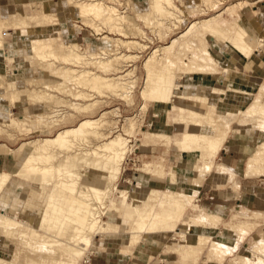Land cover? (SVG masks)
Instances as JSON below:
<instances>
[{
	"label": "rangeland",
	"instance_id": "374dc122",
	"mask_svg": "<svg viewBox=\"0 0 264 264\" xmlns=\"http://www.w3.org/2000/svg\"><path fill=\"white\" fill-rule=\"evenodd\" d=\"M40 1L26 2L23 7L19 6L17 10L8 12V15H0V19L22 18L28 23L25 29H9L4 31L2 36L0 122L8 119L9 111L15 117L29 116L36 119L38 115L44 121V123L40 122L41 125L38 127L32 126L33 129L22 131L13 127H4L0 123V173L17 172L24 158L31 152L33 141L51 138L58 131L74 127L86 118L101 117L105 124L100 130L102 136L90 138L89 143L82 145L80 149H93L117 134H122L127 139L128 149L118 177L107 181L105 198L102 202H94L95 211L99 214L101 221L98 227H102L97 229L92 242L87 246L82 243L78 244L76 247L78 252L73 256L74 258L69 259L59 252L56 255L59 258L51 259L50 264L71 262L72 264H96V262L99 264H245L244 259L250 263L264 264V251L260 249L264 247V208L259 210L244 208V206L230 208L231 205H228L229 208L218 210L214 205L208 204L213 200L206 196L217 197L218 202L223 201V198L229 199L227 202L236 200L239 194L234 189L238 188L237 172L232 168V171L226 169V165L216 163L220 162L218 157L220 151L212 158L201 142V145L197 147L183 146L180 142L187 122L194 117L199 119L210 134H222V136L224 134L223 145L227 138L229 140L244 139L246 140L244 141L246 151L244 172L247 169L248 158L254 153L256 146L264 142L262 123L257 119L247 121L242 114L247 115L245 106L255 100L260 88L264 87V0H172L176 8L170 10L173 13L171 16L154 12L150 4L148 5V0H96L104 3L105 6L115 7L117 9L115 13H119V16L121 14L126 16L125 19L129 18L126 25L117 18V15H112L114 19L108 22L94 18L93 15H81L79 9L71 4L72 0ZM245 1L254 2V5L249 4L248 7L243 8L235 6L225 10L228 6ZM43 14L47 15L46 18H42ZM216 15H219L216 19L218 23L216 22V25L213 23L211 26L221 30L218 32L221 33V38L219 34L214 38V35L208 32L204 33L205 35L200 34L203 36L200 38L198 32H195L197 28L188 29L193 22ZM115 19L118 20L115 21ZM242 26L248 31L249 38L253 40L251 45L256 49L250 56L257 73L254 71L255 74H250L256 78L234 79L233 71H230L234 69V61L230 58L232 54L244 59L245 57L235 51L226 41L227 38L234 36L233 33L241 30ZM129 29H131V34L128 33ZM135 29H141L143 36L138 35L137 32L134 33ZM122 30L127 31L124 32L127 33L126 36L124 33L122 35ZM187 30L189 32L185 34ZM183 33L184 36H182ZM223 36L228 37L224 39ZM45 37L50 38L53 53L44 58L34 56L29 51V41L34 38V40H41ZM119 39L136 40L145 46L139 49L137 45L133 48L120 43L115 45ZM222 39L224 40L221 41ZM60 41L77 43L79 58L82 59L71 62L72 58L68 57L66 49L59 46ZM259 44L262 45L259 46ZM205 47L215 60L206 53ZM202 48L205 49L202 50ZM155 49L156 53H153ZM99 50H107V54H101L102 61L110 60L107 67L109 70L104 72V69L97 68L91 62L93 59L91 55L100 52ZM205 54L206 59L211 58V61L203 60L205 57H202ZM116 55L123 57L114 60ZM149 57L155 62L154 66L157 67L154 69H158L157 71L163 70L161 63L166 61L167 67L171 64L169 68H173L172 70L176 72L174 82L179 84V89L175 90L177 96L169 97L166 106L148 102L149 100L141 95L147 79L145 62ZM82 60L86 63L89 61L91 64L85 66ZM194 60L197 64L200 60L209 63L218 60L219 63L215 62L214 65L205 66L208 62L203 64L200 62L205 68L200 67L201 64L198 66L202 68L201 70L207 69L206 74L183 73L181 64L187 63L194 66ZM209 65L213 68L209 69ZM112 67L115 70H112ZM68 69L75 73L89 70L92 74L111 78L125 85L128 84L127 87L130 86L125 93L122 92L125 96L121 95V91L107 89V87L92 89L81 83H75L69 75L65 76L64 72ZM257 70L262 72L260 78H257ZM212 72L214 74H210ZM216 78L224 81L223 84H227L228 88L242 83L245 91L240 94L241 90L233 88L239 92L227 91L225 95H222L226 98L219 101L218 98H214L217 96L211 93L212 87L206 86L221 84ZM232 79L236 81L231 82ZM72 93H79L81 96L77 97ZM199 95H203L201 97L203 99L198 98ZM210 96H214L212 97L214 103L209 102ZM201 100H205V103L202 104ZM73 105L76 107L73 108ZM209 105L212 108L207 107ZM81 107L83 108L79 109ZM233 107L237 110L240 107L242 110L234 111L236 108ZM193 108H196L198 113ZM231 109L235 117L231 112L229 114ZM224 111L228 112L229 116ZM256 114L260 116L261 113ZM191 115H194L192 119H190ZM226 115L227 119L224 118ZM47 116H51L56 123H50ZM260 117L264 118V114ZM207 118L210 120L208 121ZM212 120L216 122L219 120L216 124L219 131L215 129V121L212 123L214 125L210 123ZM223 120H228V122L225 123ZM46 121L49 123L47 124ZM61 155L64 153L57 154L55 160H52L55 166L58 165L57 161ZM257 167L260 169L257 168L255 173L254 171L245 172V176L264 178V152ZM84 170L80 175L81 180L97 182L98 172L88 168ZM27 172L24 170L21 177L11 176L8 186H5L0 194V216L3 213L7 214L20 224L14 227L15 233L12 235L0 229V264H48L46 261L49 260L46 259L43 251L52 249L50 246L47 247V244L37 245V243H44V238L33 239V231L55 239L59 243H67L62 236L50 232L49 229L46 230L43 228L45 226L39 223L42 218L47 219L43 210L47 202V193L55 182V175L46 176L50 184H43L33 181L31 178L33 176H27ZM217 174L222 175L224 181L229 182L230 185L209 187L206 190L205 186L208 184L210 175L216 178ZM205 178L207 181L201 186ZM171 193L175 194V198L178 195L180 199L182 195H185L184 199L187 195L189 199L192 198L191 201L187 200L189 202L187 204V201H184V209L180 214L178 213L180 217L177 215L178 208H175V203L172 202L174 199ZM170 195H172V201L169 200ZM126 196L128 198H125ZM231 197L234 199H230ZM161 201L164 203L161 204ZM168 206H172L170 209L173 208V213L176 211L175 214L177 218L179 217L174 219V221L177 220L176 222H171L175 223L173 228L171 223H169L170 228L160 223L155 229H150V231L154 230V233H149L147 227L141 232H132L141 211L145 212L152 208L153 214H157L162 213L164 207L169 209ZM205 211L215 214L218 217L216 221L202 219L200 213H206ZM193 224L195 225L192 226ZM238 226H243L244 231L236 232L235 228ZM21 227L23 230L26 229L25 233L31 236L24 234L22 238V234L18 233ZM232 227L235 228L231 230ZM30 230H32L31 233ZM196 234H203L200 236L208 239L204 242L202 240L203 243L200 241L198 247L196 246L199 248L200 245V252L198 250L189 254L180 252L184 235L193 239ZM131 235H135L139 241L136 240L134 244H129ZM213 240H223L229 243L224 245L227 255L223 260L218 261L219 259L210 255L209 245ZM27 243H34L35 246L30 247ZM40 253L43 255L40 256ZM65 259L67 261L63 262Z\"/></svg>",
	"mask_w": 264,
	"mask_h": 264
},
{
	"label": "bare ground",
	"instance_id": "6f19581e",
	"mask_svg": "<svg viewBox=\"0 0 264 264\" xmlns=\"http://www.w3.org/2000/svg\"><path fill=\"white\" fill-rule=\"evenodd\" d=\"M147 2H149L148 5L150 4L151 8L154 9L153 10L154 12L156 11L159 14L165 15V16H171V14H173V13L170 12V10L176 8V6L172 0H148ZM71 4L75 8L79 9V13L81 15H87V14L93 15L94 18L97 17L100 20H104V22L105 21L108 22V21L114 19L112 17V15H115V16L117 15L118 16L117 18L121 19V21L124 23V25H126V22H128V19H129L128 17H127L128 19H125L126 16H124V15L120 14V16H119V13H115V12H117V9H115V7L109 6V5L105 6L104 3L100 2V1H96V0H72ZM249 4L254 5V2L249 3L248 1H245V2H241V3H237V4L235 3V5L228 6L225 10H229L235 6H239L241 8H243L245 6L248 7ZM107 13H108V15L106 16ZM46 16L47 15L43 14L42 18H46ZM218 16L219 15L211 16L209 18H205V19L193 22L191 24L190 28H188V29L189 30H195L192 28H197V30L195 32L196 33L198 32L197 34H199L198 35L199 37L201 36L200 34H204V33L207 34V32H208L210 34L212 33V35H214V38H215V35L219 34L218 32H220L221 30L219 31L218 29H216L215 27H213L211 25L213 23L216 25V22H217L216 19ZM117 20L115 19V21H117ZM40 23H44V22H40ZM53 24H56V23H53ZM27 26H28V23H26V19H22V18H16L13 20L0 19V45H2V36L4 34V31H7L9 29H25V27H27ZM37 26H41V25L37 24ZM131 29H129L128 33H130ZM121 32L123 35V33L127 32V31L122 30ZM136 32L138 33V35L140 34L143 36V31L141 29H135L134 33H136ZM188 32L189 31L187 30V32H185V34H187ZM134 33H132V34H134ZM185 34L183 33L182 36H184ZM197 34H195V35H197ZM124 35L126 36L127 33H124ZM222 35H224V34L222 33ZM233 35L234 36H231L230 38H227L228 36H223V37H224V39H225V37L227 38L226 42L235 51H237L239 54L243 55L245 58H249L256 49L251 45V41H253V40L249 38L248 31L242 26L241 30L233 33ZM219 36H220V38L222 37L221 33L219 34ZM47 37H45V39L40 38L41 40H37V39L34 40L35 39L34 38L33 40L29 41V43H30L29 51L34 56L44 58V57H47L48 54L50 55L53 53L51 40H50V38L47 39ZM201 37H203V36H201ZM217 38H219V37H217ZM224 39H222L221 41H223ZM119 43L123 46H128V47L132 46V48H133V46L136 47V45H137L139 47V49L144 48V46H145L136 40H130V39L129 40H120L119 39L115 45H117ZM255 43H256V41H255ZM172 45H170V47H172ZM260 45H262V44H259V46ZM59 46L61 48L66 49L68 57L72 58V60H70L71 62H75L77 60L80 61V59H82V58H79L80 54L78 52L77 43H75V42L64 43V42L60 41ZM202 47H204V46H202ZM205 48H202V50H204ZM206 50H205L206 53L210 54L208 52V48H206ZM106 51L102 50L100 52H97L94 55H91L92 57L89 55L91 58H93V59H91L92 64H95L97 68L104 69L103 72L105 70L106 71L109 70L107 67L109 66L110 60H107V61L101 60L102 59L101 54H107ZM157 51H159V50H157ZM153 53H156V49L153 51ZM117 56L118 55H116L113 59L117 60V59L123 57V56H120V57H117ZM132 56H134V55H132ZM205 56H206V54L203 57L202 56L201 57L204 58ZM210 56H211V54H210ZM207 58H209V57L207 56ZM211 58H214V57L211 56ZM211 58L206 59V57H205L203 60H205V59L210 60ZM163 60H161V61H163ZM203 60H200V62L202 64L205 62ZM214 60H215V58H214ZM214 60H212V61H214ZM82 61H83L82 63L85 64V66H86V64H91L89 61H88V63L84 62V60H82ZM194 61H195L193 64L194 66H192V65L190 66V64H187V63H185L184 65L181 64V66H183V68L181 70V67H180V70L183 73H189V74L190 73H202V74L205 73L206 74L205 71L207 69L205 70L204 69L205 67L200 62L197 64V61L196 60H194ZM167 62H168V59H167ZM206 62H208V61H206ZM215 62H218V60L211 62V63L208 62L207 65H205V64L204 65L205 66H208V64L214 65ZM76 63H78V62H76ZM171 63H173V62H171ZM195 63L197 65H195ZM168 64H170V62ZM199 64H201L200 67L201 66L204 67L203 68L204 70H201L202 68L200 69V67L198 66ZM154 65H156V64L154 61H152L151 57H149L147 59V61L145 62V69L147 71V74H146L147 79L145 80V82H146L145 88H143L141 95L143 96L144 99L149 100L148 102L160 103V104H163V106H164L167 103V101L169 100V97H171L173 95L177 96V94H175V90L179 89V84L174 82L175 81L174 77H175L176 72L172 70L173 68L172 69L169 68L171 64L169 65V67H167L168 65H167L166 61L162 62L161 65L163 67V70H159V71H157L158 69L157 70L154 69V67H155ZM212 65H209V69H210V67H212ZM48 66H50V64ZM48 66H46V67H48ZM172 67H173V64H172ZM214 69H212V70H214ZM112 70H115V69L113 68ZM57 72H58V70H57ZM209 72H211V71H209ZM51 73H53V72L51 71ZM64 73H65V76H68V75L71 76V78L73 80H75V83L76 82L81 83L83 86L86 85L92 89H100L101 87H107V89L110 88V89H114L115 91H121V95H124V93L127 91V89H129L128 87L130 86L129 85L127 87L128 84L125 85L124 83L114 81L111 78L101 77L99 75L92 74L89 70H82V71L75 73V72L71 71L70 69H68ZM210 74H214V72H212ZM53 75H54V73H53ZM225 82H227V80ZM227 88H228L227 84L212 86L210 91L212 94L217 96V97H214V96H212V97L219 98L220 95L226 94ZM229 90L232 92H235V93L239 92L233 88L232 89L229 88ZM242 91L243 90L240 91V94ZM78 92H80V91H78ZM122 92H124V93L122 94ZM83 95H85V94H83ZM74 96L79 97V96H81V94L77 93ZM199 96L200 97H198V98L203 99V98H201V97H203V95L202 96L199 95ZM28 97H30V96H28ZM212 97H211V100H210V98L208 100H210L209 102L214 103V101H212ZM85 98H86V96H85ZM205 100H203V101L201 100L202 104ZM49 101H51V99ZM170 101H172V100L170 99ZM212 103H210V105ZM210 105L207 107H210ZM74 107H76V106L73 105V108ZM82 108L83 107H81L79 109H82ZM210 108H212V106ZM214 108L216 109L215 105H214ZM194 109L196 111V108H193V110ZM240 109L242 110V108H240V107L238 108L239 112H240ZM238 110L236 108L234 111H238ZM245 110L247 111V113H246L247 115L245 116L244 113H242V114L244 115L245 118H247V121L257 119L259 122L262 123L261 127H264V121H261L264 118L261 119V117H260L261 115L263 116V114H264V87L260 88L259 94L257 96H255V100H253L251 103L249 102L245 106ZM230 112L233 115L232 109L229 111V114H231ZM197 113L195 114L196 116H198ZM219 113H221V112L219 111ZM224 113H225V111H224ZM224 113H223V115L227 114L228 112L225 114ZM256 113H259V114L261 113V114H260V116H258ZM191 114H193V112ZM229 114H227V115L229 116ZM7 115L9 116L8 119L3 121V122H0V123L4 127H8V128L13 127V128L18 129L19 131H22L25 129L30 130V129H33V127H38L41 125L40 122L42 123V121H43L41 116H38L37 114H36L37 115L36 119H32L29 116L15 117L11 113V111H9ZM36 115H35V117H36ZM227 115L224 116V118L226 117V119H227ZM232 115H230V117ZM243 115H241L242 116L241 118H243ZM192 117H194V115H191L190 119H192ZM47 118L50 119L49 120L50 123L54 124L55 121H53L51 119L52 118L51 116H47ZM222 118H220V119H222ZM190 119H188V120H190ZM232 119H231V121H232ZM209 120L210 119H208V121ZM214 121L215 120H212V121H210V123L212 124V123H214ZM223 121H225V120H223ZM49 122H47V124ZM226 122H228V120L225 121V123ZM43 123H44V121H43ZM217 123H219V120H218V122L215 121V123H214L215 125L212 124L215 126V129L217 128L216 127ZM104 124H105V121L101 117L96 118V119L86 118V119L81 120L74 127L66 128V129L58 131L51 138H44L42 140L33 141L31 152L24 158V160L22 161L21 167L17 172H15V173H6V172L0 173V194H1L2 190L4 189V187L8 186L7 184L9 182L10 177L11 176H17V177L20 176L21 177L23 175L24 170L28 171L26 173L27 176H31V175L33 176V177H31L33 181L35 180V181H37L39 183H43V184H50L49 179H47L46 176L52 177L53 175H55V177H54L55 182H53L54 183L53 186L51 187L50 191L47 193V202H46V205L44 207L45 209L43 210L44 214L47 215V219L42 218V220L40 219L41 221L39 223H40V225L45 226L43 228H46V230L49 229L50 232L57 233L60 235V237L62 236V238H64V241H67V243H65V244L59 243L55 239H50V238L44 236L43 234L37 233L36 231H33V233H32L33 239L44 238V243L43 242L39 243V244L37 243V245H40V244L46 245L47 244L46 246L47 247L50 246V248L52 249L49 251H46V250L43 251V254L46 257V259L49 260V261H46V262H48V264L51 263L50 262L51 259L52 260L55 259L56 255L59 252L63 256L69 257V259H70V257L74 258L73 256L76 255V253L78 252V248H76L78 246V244L82 243L83 245L85 244L87 246L89 243H91L93 236L95 235V233L97 232V229L99 228L98 223L101 221H100L99 214H97V212L95 211L94 202L95 201H100V202L103 201V198H105V195L107 193V186H106L107 181H109V180L111 181V180L118 177L117 175L119 174V172L121 170V166L123 164V161L126 158L125 157L126 152L128 151L127 144H126L127 139H125L122 134H117V135H115L109 139H106V141H104L102 144L98 145L97 147H95L93 149H88V148L83 149V150H82V148L80 149V147L82 145H87V143H89L90 138H92V137H94V138L98 137L99 138L102 136L101 135L102 133L100 132V130ZM186 125L187 126L185 127V130L183 132L184 134L182 136L183 138L180 141L183 146L193 145V146L197 147V146L201 145L200 144V142H201L202 145H204V148H205L206 152L208 153V155L211 156L212 158H214L218 154V152L220 151L221 147L224 146L223 145L224 134H223V136H222V134H218V135L217 134L216 135L210 134L209 130L207 132V129L205 127H203V125L201 124L199 119L197 120V118L195 119V117H194L191 121H188ZM217 130L219 131L218 128H217ZM75 147H76V149H75ZM263 152H264V142L261 143L259 146H256L254 153L248 158L247 169L245 170L246 173H250L251 171H254V173H255V170H257V168H259V167H257V163L260 160H262V153ZM60 153L61 154L64 153V155H61L60 159L58 158L59 159L57 161L58 165L55 166L53 164L52 160L53 159L55 160V156H57V154H60ZM85 168L86 169L87 168L92 169V170L98 172L97 174L99 175V177L96 178L97 182L96 181L93 182L90 180L89 181L88 180L87 181L81 180L80 175H82V173H81L82 171H85L84 170ZM226 169L232 171L229 168H226ZM258 172H260V170H258ZM77 179H79V180H77ZM82 189L85 191H83ZM171 194H173L174 201L171 200L172 195H170L169 200H171L172 202L175 203L174 206H176L175 208H178V212H177V215H178V213L180 214L182 209H184V204H185L184 201H187V200L191 201L192 198L189 199V195H187L186 196L187 199L186 198L184 199L183 196H185V195L181 194L183 199L182 198L180 199L179 195H178L179 198H178V196H177V198H175L174 197L175 194L174 193H171ZM125 198H128V196H126ZM165 199H164V201H165ZM149 200H151V199H149ZM164 201H161V204L164 203ZM188 201L186 202V204L189 203ZM172 206H168L169 209L164 207L162 213H157V214H153L152 208L151 209L149 208V210L145 211V212H143V211H141L140 213L138 212L139 213L138 218L134 223V226H133L134 231H132V232H136V233L141 232L145 227L149 228V231H150V229L151 230L153 228L155 229L156 226L160 223L168 225L170 228L171 226L169 223L173 222L174 219L177 218V215L175 214L176 211H175V213H173V211H172L173 208L170 209ZM178 216L180 217V215H178ZM200 216H202V219H205V220L210 219L211 221L212 220L216 221L215 219L218 218V217H216L215 214H213L211 212L200 213ZM194 220H196V219H194ZM176 221L177 220H175L174 222H176ZM197 222H199V221L197 220ZM171 224H172V228H173L175 226V223L174 224L171 223ZM19 225L20 224L18 222L14 221L11 217H8L7 214L3 213L2 216H0V229H2L6 233H9L11 235L14 234L15 233L14 230H15L16 226H19ZM40 225H39V227H40ZM194 225L195 224H193L192 226H194ZM233 228H235V227H232L231 230ZM243 228H244L243 226H238L235 228V230H236V232H239V231H242ZM22 230H23V228L21 227V231H18V233L22 234V238H23L24 237L23 235L26 234L25 233L26 229L23 231ZM153 231H150L149 233H154ZM31 232H32V230H30V233ZM166 232H168V231H166ZM16 234H17V231H16ZM17 235L19 236V234H17ZM26 235H28V234H26ZM29 235L31 236V234H29ZM200 235H203V234H196V237L193 239H190L189 237H187V235H184V237L181 240V249H180L181 251L180 252H186L188 254L190 252H197L195 250H198L200 252V250H199L200 245H199V248H197L200 241L202 242V240H203V242H204L205 239L208 241L207 238L203 239L204 237L202 238V236H200ZM237 237H239V236H237ZM136 240H137V238L135 237V235H131L130 240H129V244H132V243L134 244L136 242ZM235 240L237 241V239H235ZM238 240H239V238H238ZM137 241H139V240H137ZM258 242H260V240ZM34 243H36V241ZM34 243L33 244L27 243V244H29L31 247L32 245L35 246ZM226 244L228 245L229 243H227L226 241H223V240H216V241L213 240L209 245L210 255H212V257L215 256L217 259H219L218 261L223 260L225 258V256L227 255L225 247H224V245H226ZM261 246H262V243L260 244V247ZM47 247H46V249H47ZM50 248H48V249H50ZM260 249H261V251L262 250L264 251L263 246ZM261 251H259V252H261ZM229 252H231V251H229ZM186 253H185V255H186ZM43 254L40 253V256H42ZM63 256H61L62 260L64 259ZM56 258H59V256ZM71 260H73V259H71ZM66 261L67 260L65 259V261H63V262H66ZM68 261H70V260H68ZM244 261L246 262L245 264H255L256 263V262L250 263V261L247 262L246 259H244ZM251 262H253V261H251ZM60 264H62V263H60ZM69 264H72V262Z\"/></svg>",
	"mask_w": 264,
	"mask_h": 264
},
{
	"label": "crops",
	"instance_id": "0c3cea01",
	"mask_svg": "<svg viewBox=\"0 0 264 264\" xmlns=\"http://www.w3.org/2000/svg\"><path fill=\"white\" fill-rule=\"evenodd\" d=\"M40 0H0V15L6 16L9 13L13 12L18 9V7H23L24 3L26 2H36ZM46 2L45 0H42V2ZM54 1V0H52ZM41 2V1H40ZM44 7V6H43ZM45 8V7H44ZM232 61H234V69H231L230 71H233L232 75L234 76V79H245L244 77H252L256 78L254 75L256 71L254 70V62H252L251 58H242L235 56V54L230 57ZM249 59V60H248ZM255 71V73H254ZM258 71V70H257ZM252 73V74H250ZM261 70L258 71V77L261 76ZM257 74V73H256ZM232 79L231 82H234L236 80ZM210 80V79H209ZM218 81L219 79L216 78ZM234 80V81H233ZM220 81V80H219ZM230 81V80H229ZM222 85L224 81H220ZM202 87V85H200ZM212 86H216L212 85ZM207 85V87H212ZM237 86H239L237 88ZM237 86L232 85V88H236L239 90H244V87L242 86V83H237ZM227 91H230L229 88H227ZM232 92V91H231ZM247 92V91H246ZM225 95V94H223ZM226 97H223L222 95L219 96L218 100H224ZM233 138V136H232ZM244 139L241 138H234L233 140H229L227 138L224 147L220 150L218 157L220 158V162H216L218 164L226 165V168L233 169L237 172L238 176V188H234L237 190L239 194L236 196V200L233 202H227L228 200L222 199L223 201L218 202L217 197L214 196H206V198L213 200L208 202V204L214 205L218 210L221 209H227L229 208L228 205H231L230 208H233L235 206H244V208H257L258 210L261 208H264V178L260 179V177H246L244 174V168H245V154L246 151L244 149ZM228 166V167H227ZM221 173V172H217ZM227 173V172H224ZM210 179L208 180V184L205 186L206 190L209 189V187L214 188L218 186H224L225 184H229V182L224 181V178L222 175L217 174L216 178L213 175H210ZM207 181V178L203 180V183L201 186L205 185V182ZM223 185H220V184ZM210 185V186H209ZM210 193V192H209ZM206 193V194H209ZM234 199V198H230ZM233 206V207H232ZM96 264H99L96 262Z\"/></svg>",
	"mask_w": 264,
	"mask_h": 264
}]
</instances>
